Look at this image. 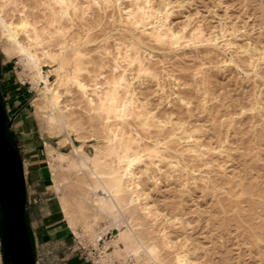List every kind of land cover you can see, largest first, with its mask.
Masks as SVG:
<instances>
[{
  "label": "rangeland",
  "instance_id": "rangeland-1",
  "mask_svg": "<svg viewBox=\"0 0 264 264\" xmlns=\"http://www.w3.org/2000/svg\"><path fill=\"white\" fill-rule=\"evenodd\" d=\"M0 21L3 107L17 145L8 141L26 164L33 252L40 213L22 130L41 142L50 204L71 231L60 258L134 264L110 244L116 230L99 235L116 223L132 248L158 249L155 264H264V0H0ZM21 51L43 63L47 84L17 64ZM20 94L25 116L16 119ZM52 97L68 132L41 109ZM87 155L104 178L130 169L115 222L94 219L93 194L81 207L92 178L64 159Z\"/></svg>",
  "mask_w": 264,
  "mask_h": 264
},
{
  "label": "bare ground",
  "instance_id": "bare-ground-1",
  "mask_svg": "<svg viewBox=\"0 0 264 264\" xmlns=\"http://www.w3.org/2000/svg\"><path fill=\"white\" fill-rule=\"evenodd\" d=\"M0 25L4 26V24L0 21ZM22 26V25H21ZM1 27V26H0ZM3 28V27H2ZM7 32V31H6ZM154 32V31H153ZM154 34V37L156 34ZM163 34V33H162ZM161 34V35H162ZM165 34V33H164ZM175 34V33H174ZM159 36V35H158ZM156 37V40L158 38ZM10 37V36H9ZM15 34L11 35L13 39ZM150 37V36H149ZM152 37V36H151ZM161 37V36H159ZM162 38V37H161ZM14 40V39H13ZM28 40V39H27ZM11 41V40H9ZM159 41V40H158ZM11 43V42H10ZM14 43V42H13ZM12 44V43H11ZM16 46V45H15ZM17 47V46H16ZM14 48V47H13ZM23 48V47H22ZM21 49V48H19ZM27 51V50H26ZM28 52V51H27ZM22 52L21 58L18 60L17 64L22 67V70L34 68L35 72L37 73V79L43 81L45 84L48 83V74L47 70L41 66L27 53ZM20 53V52H19ZM49 54V53H48ZM33 55V54H31ZM44 55V54H43ZM38 56V55H37ZM50 56V55H49ZM52 56V55H51ZM47 57V56H46ZM55 57V56H54ZM53 57V58H54ZM50 58V57H49ZM37 59V58H36ZM60 60V59H59ZM63 60V59H62ZM38 61V60H37ZM39 62V61H38ZM59 64V63H58ZM53 65V64H52ZM60 65V64H59ZM52 68V67H51ZM54 70V67H53ZM62 70V69H61ZM32 71V70H31ZM49 71V70H48ZM56 71V70H55ZM30 72V71H29ZM28 72V73H29ZM57 72V71H56ZM50 73V72H49ZM67 73V72H66ZM31 74V73H30ZM35 75V73H34ZM33 75V76H34ZM121 77V76H120ZM32 78V77H31ZM65 79V77H64ZM35 82V81H34ZM33 82V83H34ZM117 82V81H116ZM124 82V81H122ZM121 82V83H122ZM119 84V83H118ZM123 85V84H122ZM114 87V86H113ZM117 87V86H116ZM111 89V88H110ZM112 90V89H111ZM116 90V89H114ZM110 92V91H109ZM112 92V91H111ZM54 93V92H53ZM115 94V93H114ZM104 95V94H103ZM107 95V94H106ZM58 96V95H57ZM109 96V94H108ZM115 97V96H114ZM49 98V97H48ZM103 98V97H102ZM101 99V98H100ZM108 99V98H107ZM111 99V97H110ZM52 101V102H51ZM51 101H45L41 106L43 112L52 117V121L54 125L64 128V131H67L65 125L64 116L59 113L58 104L55 103V98L52 97ZM89 102V101H88ZM91 102V101H90ZM102 102V101H101ZM90 104V103H89ZM102 104V103H101ZM106 104V103H105ZM109 105V104H108ZM97 106V105H96ZM102 106V105H101ZM120 106V105H119ZM117 107V106H116ZM124 107V105H123ZM104 108V107H103ZM110 109V107L108 108ZM121 109V108H120ZM103 110V109H102ZM124 110V109H123ZM111 111V110H110ZM126 111V110H125ZM106 112V111H105ZM114 112V111H113ZM111 113V112H110ZM109 113V114H110ZM115 113V112H114ZM107 114V113H106ZM118 114V113H117ZM122 115V114H121ZM107 117V116H106ZM124 117V116H123ZM4 115L2 113L1 104H0V211L2 216V227H1V244L2 250L4 252V260L10 261L11 264H34L33 256L29 252L28 249V242L25 234V227L22 218V211L24 205V192H23V176L21 167L16 157V150L12 149L4 137V126L6 124ZM44 119V118H43ZM51 120V119H50ZM6 129V127H5ZM71 129V128H70ZM72 131V130H71ZM68 132V131H67ZM62 133V132H60ZM66 137V135H65ZM67 141V140H66ZM114 143V142H113ZM127 145V144H126ZM125 145V146H126ZM158 146V145H157ZM117 147V145H116ZM129 147V145H128ZM156 147V146H155ZM124 148V146H123ZM157 148V147H156ZM135 149V148H134ZM49 150V149H48ZM158 150V149H157ZM133 151V150H132ZM78 152V151H77ZM98 152V151H97ZM117 152V151H116ZM124 152V150H123ZM122 152V153H123ZM144 152V151H143ZM52 153V152H51ZM156 153V152H155ZM76 154V153H75ZM118 155V153H116ZM126 154V153H125ZM135 154V153H134ZM113 155V154H112ZM124 155V154H123ZM123 155L121 157H123ZM97 156V155H96ZM105 156V155H104ZM111 156V155H110ZM125 156V155H124ZM63 157V156H62ZM103 157V156H102ZM113 158V157H112ZM125 158V157H124ZM139 158V157H138ZM58 159V158H57ZM62 159V158H60ZM120 159V158H119ZM128 159V158H127ZM134 159V158H133ZM66 163V167L70 168V166L75 170L77 168L86 169L83 173H87V177L90 176L92 179L88 182L87 188H91L88 192H83L80 199L81 207L84 208L85 200L87 201V197L89 194H93L95 199L93 202L96 203V210H95V218L102 219V215L106 214L108 217H111L110 220L114 221L115 217L119 215L120 212H124L123 207L126 203L120 196V189L122 187V180L123 178L128 175V169L124 171H120L121 168L118 166L116 169L110 172L109 177L104 178L101 175V170L99 169V164L97 162L98 159L94 155H87L83 157H76L71 159H64ZM107 160V159H106ZM132 160V159H131ZM119 161V160H118ZM127 161V160H126ZM60 162V161H59ZM58 162V163H59ZM112 163V162H111ZM125 163V162H124ZM131 163V162H130ZM104 164V163H103ZM108 164V163H107ZM106 164V165H107ZM121 163H119L120 165ZM88 166H93L91 170ZM108 166V165H107ZM123 166V165H121ZM126 166V165H125ZM131 166V165H130ZM132 167V166H131ZM67 168V169H68ZM110 168V167H109ZM133 168V167H132ZM62 170V169H61ZM130 170V169H129ZM67 171V170H66ZM82 171V170H81ZM62 172V171H61ZM60 172V173H61ZM75 172V171H74ZM71 173V172H70ZM76 173V172H75ZM74 173V174H75ZM130 173V172H129ZM109 173H106V175ZM70 175V174H69ZM73 175V174H72ZM56 176V175H55ZM68 176V175H67ZM77 176V175H74ZM79 176V175H78ZM77 176V177H78ZM25 177V173H24ZM130 177V176H129ZM128 178V177H127ZM126 178V179H127ZM73 178L71 177L70 180ZM87 179V178H86ZM53 181V180H52ZM63 181V180H62ZM73 181V180H72ZM76 181V180H75ZM125 181V179H124ZM64 182V181H63ZM77 182V181H76ZM75 182V183H76ZM129 182V181H126ZM70 183V182H69ZM74 183V185H75ZM78 183V182H77ZM73 184V183H72ZM81 184V183H80ZM84 184V183H83ZM129 184V183H127ZM59 185V184H58ZM87 185V183L85 184ZM126 185V184H125ZM72 186V185H71ZM80 186V185H79ZM83 186V185H82ZM127 186V185H126ZM130 186V185H129ZM66 187V186H65ZM73 187V186H72ZM78 188V187H77ZM83 188V187H82ZM85 188V187H84ZM86 188V189H87ZM79 189V188H78ZM125 189V188H123ZM134 189V188H133ZM25 190V189H24ZM129 190V189H128ZM60 191V190H59ZM83 191V190H82ZM58 192V191H57ZM62 192V191H61ZM69 192V191H68ZM80 193V192H79ZM125 194V193H124ZM123 194V195H124ZM80 195V194H79ZM133 195V194H132ZM61 196V195H60ZM78 197V196H77ZM131 198V197H130ZM62 199V196H61ZM73 199V197H72ZM78 199V198H77ZM89 200V199H88ZM88 203V202H87ZM90 203V202H89ZM88 203V204H89ZM133 203V202H132ZM60 204V203H59ZM63 204V203H62ZM65 204V203H64ZM61 205V204H60ZM66 205V204H65ZM64 205V206H65ZM132 205V204H130ZM68 206V205H67ZM70 206V205H69ZM92 206V205H91ZM61 207V206H60ZM76 207V206H75ZM74 207V208H75ZM94 207V205H93ZM129 207V204H128ZM66 208V207H65ZM73 208V207H72ZM77 208V207H76ZM127 209V208H126ZM131 209V208H130ZM149 209V208H148ZM151 209V208H150ZM62 210V209H61ZM86 210V208H85ZM92 211V210H91ZM128 211V210H127ZM134 211V210H133ZM68 212V211H66ZM93 213V212H92ZM83 214V212L81 213ZM133 214V213H132ZM71 215V214H70ZM76 215V214H75ZM99 215V217H98ZM122 215V214H121ZM25 216V215H24ZM83 216V215H81ZM72 217V216H71ZM69 216V218H71ZM84 217V216H83ZM105 217V216H104ZM119 217V216H118ZM116 217V218H118ZM132 217V216H131ZM135 217V216H134ZM67 218V217H66ZM87 219V218H86ZM92 219V218H91ZM104 219V218H103ZM130 219V218H129ZM118 220V219H117ZM116 220V221H117ZM69 221V219H68ZM78 221V220H75ZM91 221V220H90ZM121 221V219H120ZM131 221V220H130ZM133 221V220H132ZM115 222V221H114ZM118 222V221H117ZM77 223V222H76ZM111 223V221H110ZM121 223V222H120ZM119 223V224H120ZM72 225V223L70 222ZM69 224V225H70ZM95 225V223H94ZM86 226V225H85ZM91 226V225H90ZM103 226H106L105 224ZM119 226V225H118ZM132 226V225H131ZM141 226V225H140ZM91 229V228H90ZM95 229V228H94ZM112 230H116L117 233L113 237V241L110 243L111 245H119L120 251H122L129 261L134 262V264H155L154 257L156 251H158L155 246H144L143 244H139L138 249L140 248L141 252L138 249H134L130 246V239L128 236H121L118 232L116 223L113 225H109L108 227H104L100 232L99 235L110 234ZM134 231V230H133ZM113 233V232H112ZM122 233V232H121ZM129 233V232H128ZM97 234V233H96ZM120 234V235H119ZM124 234V232H123ZM127 234V233H126ZM106 235V236H108ZM133 236V235H132ZM99 236L97 235L96 240H98ZM136 239V238H135ZM140 239V238H138ZM95 242V241H94ZM137 243V242H136ZM116 247V246H115ZM108 250L109 247H106ZM157 249V250H156ZM159 252V251H158ZM110 253V252H109ZM108 253V254H109ZM106 254V255H108ZM3 255V254H2ZM115 255V254H114ZM157 255V254H156ZM110 256V255H109ZM184 256V255H183ZM177 257V256H176ZM183 258V257H182ZM179 260V264L183 263V260ZM189 261V260H188ZM177 262V261H176ZM189 263V262H188ZM133 264V263H132ZM193 264V263H190Z\"/></svg>",
  "mask_w": 264,
  "mask_h": 264
},
{
  "label": "crops",
  "instance_id": "crops-1",
  "mask_svg": "<svg viewBox=\"0 0 264 264\" xmlns=\"http://www.w3.org/2000/svg\"><path fill=\"white\" fill-rule=\"evenodd\" d=\"M16 106L14 107V111L16 112L15 118L20 119L22 116H25V103L26 98L24 95H17L15 101ZM16 127L18 124L15 125ZM29 130L28 131H15L21 145L24 143V146L29 145L28 148V164L32 165L34 169H32L33 175L29 179L31 184H35V193L34 195L37 198V202H39V206H36L33 212L40 213V224L36 225V218L32 219L33 223V234L35 236L36 242H34V254L37 261V264H81L84 258L78 254H72L69 258H60L59 249L62 248L61 244L64 242L67 244L70 240L71 231L67 230V227L63 225L62 221L59 219V212L56 207L55 201L50 204L51 197L49 194V182L50 177L48 171L45 169V160L43 151L39 149L41 142L40 140H36L33 142L31 138H29ZM24 161V160H23ZM24 168L26 169V164H24ZM23 168V170H25ZM25 173V171H24ZM38 195V196H37ZM36 198L32 200L34 203ZM32 235V234H31ZM69 236V237H68ZM2 247L1 244V236H0V249ZM74 246L69 244V248L71 250H75ZM42 248H46V252H41ZM38 250V252H37ZM40 257V258H39Z\"/></svg>",
  "mask_w": 264,
  "mask_h": 264
},
{
  "label": "water",
  "instance_id": "water-1",
  "mask_svg": "<svg viewBox=\"0 0 264 264\" xmlns=\"http://www.w3.org/2000/svg\"><path fill=\"white\" fill-rule=\"evenodd\" d=\"M0 104H1V109H2V113L4 115V118L5 117V111H4V108H3V104H2V101H1V98H0ZM4 137H5V140L7 141L8 145L12 148V149H15L16 150V157L18 158V161H19V164H20V167H21V171H22V176H23V184H25V177H24V170H23V165H22V162H21V159L19 157V154H18V150L17 148L15 147H12L10 145V143L8 142L7 138H6V134H5V126H4ZM23 192H24V205H23V211H22V218H23V223H24V227H25V234H26V238H27V242H28V249H29V252L31 253V255L33 256V262L34 264H36V259H35V254L31 251V248L29 246V241H28V234H27V230H26V224H25V218H24V207H25V202H26V197H25V190H24V185H23ZM3 259H4V254H3ZM6 262L4 264H8V261L5 260ZM10 262V261H9Z\"/></svg>",
  "mask_w": 264,
  "mask_h": 264
},
{
  "label": "trees",
  "instance_id": "trees-1",
  "mask_svg": "<svg viewBox=\"0 0 264 264\" xmlns=\"http://www.w3.org/2000/svg\"><path fill=\"white\" fill-rule=\"evenodd\" d=\"M7 67H9V65H7ZM0 80H1V77H0ZM0 84H1V86H0V88H1V92H2V94H1V97H2V104H3V102H4V104L6 105V101H5V99H4V94H3V87H2V83L0 82ZM13 101V100H12ZM4 106V105H3ZM4 108V107H3ZM4 111H5V109H4ZM6 117V119H5V122H6V124H5V127H6V129H5V134H6V138H8L7 140H9V141H11L14 145H17V143L16 142H13L12 140H11V134H10V132L8 131V125H9V122H8V120H7V116H5ZM8 141V142H9ZM12 147H14V146H12ZM16 148V147H15ZM26 203V202H25ZM25 208V207H24ZM24 215L26 216V214H25V212H24ZM25 216H24V218H25ZM25 222H27V221H25ZM26 224V223H25ZM1 227H2V216H1V211H0V236H1ZM26 230H27V234H28V241H29V246H30V248H31V251L33 252V249H32V246H31V233H30V231H29V229H27V224H26ZM3 251V250H2ZM34 253V252H33ZM3 254H4V252H3ZM8 264H11L10 262H8Z\"/></svg>",
  "mask_w": 264,
  "mask_h": 264
}]
</instances>
